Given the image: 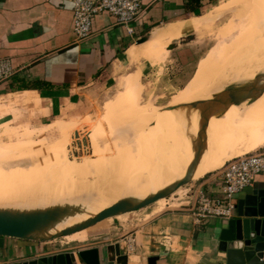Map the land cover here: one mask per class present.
Wrapping results in <instances>:
<instances>
[{
    "label": "crops",
    "instance_id": "crops-1",
    "mask_svg": "<svg viewBox=\"0 0 264 264\" xmlns=\"http://www.w3.org/2000/svg\"><path fill=\"white\" fill-rule=\"evenodd\" d=\"M209 3L210 0H204L202 8L193 12L188 8V0L145 1L134 35H130L111 14L103 12L94 18L91 36L79 41L74 31V0H0V58L10 59L15 70L11 79L0 83V210H45L51 208L61 194L69 193L72 182L56 173L60 172L56 165L60 163V139L73 129H86L95 120L90 116L79 121L57 118V111L63 107L61 102L72 110L86 101L92 90L110 89L113 82L130 69L131 60L127 55L134 47H142L159 61L177 51L180 57L174 58L166 67L168 72H164V79L168 78L174 87L183 89L191 79L189 72L199 56L193 49L181 50L182 46L193 42L180 45L174 51H166L165 44L175 35L199 33L202 28L214 24L215 17H229L216 13L218 7L209 14L197 16L209 7ZM151 31L149 40L137 45V41ZM157 70L158 66L150 67L142 79ZM178 79L182 84H178ZM64 115L69 116L68 110ZM4 137L9 141H2ZM20 162L27 165L18 166ZM222 174V171L211 173L201 182L209 197L223 196ZM260 188H264V175H257L246 193ZM167 201L157 202L158 208L152 216L163 213ZM181 212L163 214V223L150 225L152 235L149 240L159 234L163 238L164 235H173L171 239L175 245H167L172 247L171 251L164 255L157 251L146 257L130 256L129 264H148V259L155 256L160 257L158 264H212L218 255L214 239L226 227V221L217 218L197 225L191 223L193 216L190 213ZM91 214L92 211H88L85 218ZM126 215L113 217L99 226L65 238L86 243L97 230L105 229L108 222L115 219L125 221ZM47 230L50 234L63 231L56 229L55 223ZM38 235L51 238L43 233ZM149 240L146 242L151 245ZM53 242L5 238L0 261L22 263L73 251L54 249ZM119 243L103 239L73 252L78 254L94 248L104 250ZM151 246L157 250L160 248L154 244ZM107 261L102 255V262Z\"/></svg>",
    "mask_w": 264,
    "mask_h": 264
},
{
    "label": "rangeland",
    "instance_id": "rangeland-1",
    "mask_svg": "<svg viewBox=\"0 0 264 264\" xmlns=\"http://www.w3.org/2000/svg\"><path fill=\"white\" fill-rule=\"evenodd\" d=\"M231 1L233 0H214L213 3H209V7L197 15L209 14L212 9L218 7L216 13L229 17L221 19L215 17L214 24L204 27V30L202 28L195 34L196 41L181 47V50L193 49L199 56L189 72L191 79L188 83V80L185 81L187 84L183 89L174 87L168 78L164 79V72H168L166 67L174 58L180 57L177 51L170 52L167 58L165 56L159 61V58L152 57L142 47L136 46L127 55L131 60L130 69L118 77L110 89L92 90L86 101L72 110H69V106L67 107L64 101L61 102L63 107L57 111V118L79 121L83 117L90 116L95 120L86 129H73L60 139V163H56L60 172L55 171L72 182L73 187L68 195L75 196L74 193L83 195L89 213L92 211L91 215L102 211L110 202L122 196L133 197V203L137 204L168 189L167 168L171 163H167V159L175 158L186 164L189 170L197 150L203 148V155L198 165L210 164L219 157L229 141L233 142L231 143L233 147L242 146L240 148L246 150V153L239 157L264 152V144L259 140V137L264 135V127H258L250 121L252 114L258 113L259 110L264 112V95L253 103L248 100L241 105L232 106L218 142L210 141V137L214 126L222 117V109L216 108L207 117V131L201 142L205 112L202 108L186 107L197 102L217 100V97L227 89L226 84L232 78L236 65L229 67L216 79L208 77L202 85L199 83L200 86L196 87L201 70L212 65V57L215 53L232 49L237 40L250 31L249 26L251 27L253 22H256L254 26L257 24V28L261 29L258 25L261 13L256 15V11H264V0H237L226 5ZM205 23L208 25V22ZM168 42H165V47ZM160 45L159 43L158 46ZM189 56H192L191 52ZM152 66H158V70L142 79ZM256 69H264V61L245 66L241 85L250 84L258 75H264V71L254 72ZM179 72L182 74V70ZM178 80V84H182L181 80ZM66 110L69 114L67 118L64 115ZM186 116H190V120L175 129V132L170 130L171 134L163 136L157 134L166 123L176 120L177 117ZM145 117L146 132L141 133V129L135 131L142 127ZM131 123L134 128L130 130ZM117 129L128 130L129 134L125 131H119L110 137L103 134L110 135ZM255 129L259 132L256 133ZM2 141L9 140L4 137ZM89 159L95 162L87 163ZM25 165L27 164L20 162L18 166ZM52 166L55 168L53 164ZM204 179L191 180L167 197L168 205L163 213L152 216L158 208L154 203L127 214L125 221L115 219L108 222L105 229L97 230L96 235L91 236L86 243L71 242L65 237H59L54 239L52 245L57 250L79 251L103 239H110V242L120 241L119 244L126 248V255L129 257L135 255L146 257L157 251L164 255L170 252L172 249L170 246L176 243L171 239L173 235H164L163 238L159 234L157 238L149 240L152 235L149 233L152 231L150 225L163 223L161 218L166 213L186 211L192 215L193 211L197 212L195 196L197 190L202 188L201 182ZM203 190L207 194L206 189ZM192 218L191 223L195 222L194 216ZM214 219L206 218L197 225ZM148 240L151 241V245L160 248L157 250L152 247L146 242Z\"/></svg>",
    "mask_w": 264,
    "mask_h": 264
},
{
    "label": "water",
    "instance_id": "water-1",
    "mask_svg": "<svg viewBox=\"0 0 264 264\" xmlns=\"http://www.w3.org/2000/svg\"><path fill=\"white\" fill-rule=\"evenodd\" d=\"M151 33L152 31L139 39L137 45L146 43ZM196 39L195 34L185 36L172 43L169 50L174 51L180 45L189 44ZM261 80H264V75H258L252 83L247 85H230L215 101L197 102L186 106L202 108L205 112L206 118L204 117L202 126L201 142L207 131V117L211 112L213 113L216 108L226 110L248 100L250 103L255 102L264 95V83L260 85ZM202 155L203 148H199L186 177L168 189L137 204L133 203L131 199L120 201L97 216L65 229L49 239L40 237L38 234L43 233L51 224L58 222L62 216L69 212V207H54L36 211L0 210V250L5 249V238L31 242L52 241L83 231L105 219L141 210L161 199L170 197L192 180L193 172ZM246 191L237 200L234 218L226 221V227L222 228L214 239L217 243L218 255L212 264H264V188L254 189L247 193ZM126 253V248L117 244L104 250L94 248L80 251L78 254L70 251L13 264H129L131 259ZM102 255L108 259L106 263L102 262ZM159 260V256L150 257L148 264H158ZM0 264L5 263L0 261Z\"/></svg>",
    "mask_w": 264,
    "mask_h": 264
},
{
    "label": "bare ground",
    "instance_id": "bare-ground-1",
    "mask_svg": "<svg viewBox=\"0 0 264 264\" xmlns=\"http://www.w3.org/2000/svg\"><path fill=\"white\" fill-rule=\"evenodd\" d=\"M259 14H260V18L258 20V25L261 26V29L257 28V24H256V26H254L255 25L254 23H256V22H253L251 27L249 26L250 31L248 33L244 34V36L240 37L232 49H230L227 52L225 51L223 53H221V52L215 53L214 57H212L213 62L211 60L212 65L207 66L208 68L205 67L204 69L201 70V72L197 78V81H196L197 82L196 87H197V85H199V83H200V85H202L203 81L206 80L208 77H211L212 79H216V78L220 77L225 70H227L229 67H233L234 65H236L234 68V74L232 75V78L227 82L226 88H228L230 85H241L243 83V80H244L245 66L253 65L254 63L256 64L258 62L264 61V11H260V12L256 11V15H259ZM259 31H261L262 34ZM185 36H188V35H181V36L175 35V36H173L170 39V41L168 42V44L166 45L165 49L167 51H170L169 50L170 45L174 41L180 40L181 38H183ZM258 71L261 72V71H264V69H256L254 72H258ZM263 83H264V80H261L260 85H262ZM231 108H232V106L226 110H222L223 111L221 113L222 117L219 120V123L214 126V129L211 133L210 141L218 142V140L220 139V136L222 134V128L228 119V112ZM188 120H190V116L177 117L176 120L173 119L168 124L166 123L165 125H163L157 131V134L162 135V136L166 135V134H171V131L175 132V129H177L181 125L185 124ZM250 121H252L251 123H253L254 125H256L258 127H264V112L259 110L258 113L252 114ZM145 122H146V117L143 118L142 127L135 129V131L141 129L142 130L141 133H145L146 129H147L145 126ZM130 126H131L130 130L132 128H134L132 123L130 124ZM259 129L257 128V130H259ZM257 130H256V133L259 132ZM119 131H125L126 133L129 134L128 130H122V129H120V130L117 129L114 133H112L110 135H107L105 133H103V134L110 137ZM225 131H226V128H225ZM259 140L262 143H264V135L259 137ZM231 143H233V142L229 141L228 144H226V146H225L226 148L219 154V157L216 158L215 160H213L212 162H210V164L198 165L193 172L192 180L193 181H199V180L205 178L207 175L214 173L220 169H222V171H223V169L225 168V166L229 162L233 161L236 158H239L238 157L239 155H242L243 153L246 152V150L244 148H240L242 146L233 147V145H231ZM213 159H214V157H213ZM164 161H166V160H164ZM167 161H168L167 163H171L170 166L167 168V175L169 177L167 176L168 180H167L166 186L169 188L170 186L174 185L178 181L179 182L182 181L186 177V175H187L186 173L188 172V166L186 164L176 160L175 158L174 159H167ZM94 162H95V160H92V159L91 160L89 159L87 161V163H94ZM202 171H205V173H202ZM67 193L68 192H64L63 194H61L58 197V200L55 202V204L51 205V208L63 207V206L70 208L69 212L66 215L62 216L58 222H55L56 229H58V230L68 229L70 227H74L78 224H81V223L97 216L99 213L103 212L104 210L116 205L120 201H123L125 199H131L133 201V199H134L133 197L122 196V197L117 198L114 201L110 202L107 205V207L105 209H103L102 211L95 213L93 215H90V216L85 218L86 214L88 213V207H87V204L85 203L86 201H85L83 195L80 193H74L75 196H73V194L68 195L70 193H68V194ZM164 199H166V198H164ZM164 199H161V200H164ZM161 200H159V201H161ZM48 209H50V207ZM130 213H132V212H130ZM126 214H128V213H126ZM122 215H125V214H120L118 216H122ZM115 217H117V216H115ZM111 218H113V217H111ZM111 218L105 219L104 221H102V222H100V223H98L92 227L99 226L100 224H102L103 222H105ZM92 227H90V228H92ZM80 232H82V231H80ZM80 232H77V233L72 234V235H68L66 237L76 235ZM43 234L50 235L52 238L53 236L57 235L58 233L50 234L49 231L46 229L43 232Z\"/></svg>",
    "mask_w": 264,
    "mask_h": 264
},
{
    "label": "built area",
    "instance_id": "built-area-1",
    "mask_svg": "<svg viewBox=\"0 0 264 264\" xmlns=\"http://www.w3.org/2000/svg\"><path fill=\"white\" fill-rule=\"evenodd\" d=\"M145 1L148 0H74L77 39L83 41L91 36L94 18L103 12L111 14L130 35H134ZM14 73L11 60L0 58V83L11 79ZM222 173V197L211 198L202 188L197 190L195 205L198 208L192 215L198 224L206 218L225 221L234 218L238 196L253 186L257 175H264V152L236 158L225 166Z\"/></svg>",
    "mask_w": 264,
    "mask_h": 264
},
{
    "label": "trees",
    "instance_id": "trees-1",
    "mask_svg": "<svg viewBox=\"0 0 264 264\" xmlns=\"http://www.w3.org/2000/svg\"><path fill=\"white\" fill-rule=\"evenodd\" d=\"M203 1L204 0H188V8L193 12H196L197 10H200L202 8ZM210 2L213 3L214 0H210Z\"/></svg>",
    "mask_w": 264,
    "mask_h": 264
}]
</instances>
